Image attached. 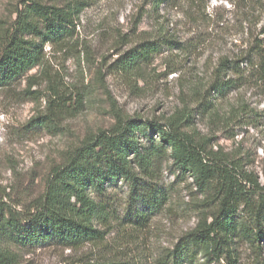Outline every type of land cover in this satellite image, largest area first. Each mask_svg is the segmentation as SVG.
Returning <instances> with one entry per match:
<instances>
[{"label":"rangeland","instance_id":"1","mask_svg":"<svg viewBox=\"0 0 264 264\" xmlns=\"http://www.w3.org/2000/svg\"><path fill=\"white\" fill-rule=\"evenodd\" d=\"M38 1L66 8L80 0ZM84 1L72 33L60 43L46 42L43 63L0 88V206L27 211L44 195L53 169L86 137L109 129L117 118L145 123L147 136L141 132L138 136L146 143L148 136L157 140L152 125H166L178 115L182 129L208 149L239 162L263 184L264 84L241 64L244 80L223 98H210L211 104L200 106L199 100L210 81V58L220 54L238 58L255 38L264 43L260 33L264 0H177L158 9L150 0ZM25 3L30 0H0V51ZM197 5L205 8L207 18L188 22L183 12ZM196 31L206 41L197 50H169L165 45L131 72L120 69L118 59L143 39L166 35L183 42L195 37ZM28 76L34 77L27 80ZM52 98L55 120L48 128H32L29 120L48 112ZM162 163L159 184L169 192V199L145 228L112 227L106 244L98 248L23 249L21 264H90L103 256L153 264L210 207L192 178L181 174L171 158ZM127 193L122 181L107 190L117 215L126 207ZM238 257V264H264V243L258 249L240 243ZM198 262L222 264L201 258Z\"/></svg>","mask_w":264,"mask_h":264},{"label":"trees","instance_id":"2","mask_svg":"<svg viewBox=\"0 0 264 264\" xmlns=\"http://www.w3.org/2000/svg\"><path fill=\"white\" fill-rule=\"evenodd\" d=\"M83 2L76 1L66 8L38 0L25 3L24 9L17 12L14 32L0 51V88L11 86L41 65L46 42L60 43L72 33L74 18ZM150 2L158 9L177 0ZM196 7L197 10L183 12L188 22L207 18L205 8ZM196 33L183 42L166 35L143 39L118 59L120 69L131 72L141 63L149 62L165 45L169 50H197L206 41L202 40L201 31ZM260 33H264V27ZM241 64L264 84L261 39L255 38L241 57L220 54L209 59L210 81L200 97V106L211 104L210 98H223L231 87L244 80ZM229 72L232 75L227 77ZM33 77L28 76L27 80ZM52 104L53 98L48 112L31 117L32 128H48L55 120L56 106ZM182 121L176 115L166 125H152L157 140L148 136L146 143L138 136V132L147 136L145 123L132 119L117 118L109 129L86 137L63 164L53 169L44 195L27 211L0 206V264H21L23 249L77 250L86 245L98 248L106 244V235L112 227L123 231L145 228L151 216L169 199V192L159 184L165 157L172 159L181 174L192 178L210 207L198 218L195 227L153 264H199V258L205 262L238 264L240 243L260 248V243H264V183L244 171L239 162L228 160L208 149L203 141H197L182 129ZM121 181L127 185L128 193L126 207L117 215L107 190ZM90 264L132 263L103 256Z\"/></svg>","mask_w":264,"mask_h":264}]
</instances>
